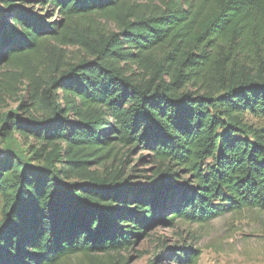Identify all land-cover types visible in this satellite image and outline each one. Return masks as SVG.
Returning a JSON list of instances; mask_svg holds the SVG:
<instances>
[{"label": "trees", "instance_id": "16d2710c", "mask_svg": "<svg viewBox=\"0 0 264 264\" xmlns=\"http://www.w3.org/2000/svg\"><path fill=\"white\" fill-rule=\"evenodd\" d=\"M231 44L264 50V0H0V106L26 92L0 136L39 144L0 153V264H127L157 227L264 211V60Z\"/></svg>", "mask_w": 264, "mask_h": 264}, {"label": "rangeland", "instance_id": "374dc122", "mask_svg": "<svg viewBox=\"0 0 264 264\" xmlns=\"http://www.w3.org/2000/svg\"><path fill=\"white\" fill-rule=\"evenodd\" d=\"M110 27H112L110 25ZM231 55L234 64L233 70L255 68L258 61L263 57L264 50L259 47H252L246 52L235 49V44H231ZM66 55L68 60H77L84 55V52L77 47H67ZM229 48H225L228 51ZM216 77L213 70L205 72L203 83L213 82ZM189 89H200V81L188 87ZM26 96L25 88L19 93L17 100L7 99L0 106V113L18 110L20 97ZM249 123L255 126H262L263 119L253 116L246 118ZM39 144L32 138L25 139L17 133L8 135L5 139L0 136V153L4 155L15 154L22 161L28 162L32 156L34 148ZM1 154V155H2ZM146 151H135L132 155V163L138 168H146L138 162L140 155H145ZM43 163V162H40ZM1 207V199H0ZM162 245L167 247L177 246L176 252L183 249L181 247L191 245L192 248L199 249L200 255L195 264H264V211L258 209H244L237 213H228L219 216L204 224H190L178 221L173 227H157L148 236L139 240L133 250L122 251L120 255L127 259V264H188L178 263L173 257L168 255L166 250L161 257H158ZM170 250V249H169ZM81 256L69 257L61 264H76Z\"/></svg>", "mask_w": 264, "mask_h": 264}]
</instances>
